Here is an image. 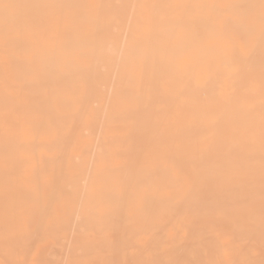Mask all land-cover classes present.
<instances>
[{"label":"bare ground","instance_id":"1","mask_svg":"<svg viewBox=\"0 0 264 264\" xmlns=\"http://www.w3.org/2000/svg\"><path fill=\"white\" fill-rule=\"evenodd\" d=\"M55 244L264 264V0H0V264Z\"/></svg>","mask_w":264,"mask_h":264},{"label":"rangeland","instance_id":"2","mask_svg":"<svg viewBox=\"0 0 264 264\" xmlns=\"http://www.w3.org/2000/svg\"><path fill=\"white\" fill-rule=\"evenodd\" d=\"M72 234V233H71ZM62 248V249H61ZM65 247L64 246H62V245H60V244H55V246L54 247H52V246H49V247H47V249L45 250V252H46V258H47V261H48V258H49V256L51 257V256H53V257H55V258H57V259H60V262H58V263H56V264H62L61 263V261L63 260V255H65L66 257H67V252H66V254L64 253L65 251ZM63 254V255H62ZM60 256V257H59ZM62 257V258H61ZM50 259V258H49ZM66 259V258H65ZM65 259H64V261H62L63 262V264L65 263Z\"/></svg>","mask_w":264,"mask_h":264}]
</instances>
